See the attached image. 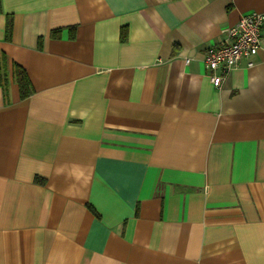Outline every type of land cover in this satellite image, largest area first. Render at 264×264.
Segmentation results:
<instances>
[{
	"label": "crops",
	"instance_id": "1",
	"mask_svg": "<svg viewBox=\"0 0 264 264\" xmlns=\"http://www.w3.org/2000/svg\"><path fill=\"white\" fill-rule=\"evenodd\" d=\"M251 12L0 0V264H264V23L220 88L204 62Z\"/></svg>",
	"mask_w": 264,
	"mask_h": 264
},
{
	"label": "built area",
	"instance_id": "2",
	"mask_svg": "<svg viewBox=\"0 0 264 264\" xmlns=\"http://www.w3.org/2000/svg\"><path fill=\"white\" fill-rule=\"evenodd\" d=\"M264 12L242 15L238 21L222 30L223 38L204 52V62L209 70L211 83L220 88L231 70L242 59L248 67L253 66V57L260 49L261 26Z\"/></svg>",
	"mask_w": 264,
	"mask_h": 264
},
{
	"label": "trees",
	"instance_id": "3",
	"mask_svg": "<svg viewBox=\"0 0 264 264\" xmlns=\"http://www.w3.org/2000/svg\"><path fill=\"white\" fill-rule=\"evenodd\" d=\"M4 57L5 56L3 54L0 56V78L5 76L4 73L6 71V59ZM13 72L14 78L20 90L21 97L27 96L30 93L31 84L25 70L18 64H15L13 67Z\"/></svg>",
	"mask_w": 264,
	"mask_h": 264
},
{
	"label": "rangeland",
	"instance_id": "4",
	"mask_svg": "<svg viewBox=\"0 0 264 264\" xmlns=\"http://www.w3.org/2000/svg\"><path fill=\"white\" fill-rule=\"evenodd\" d=\"M262 23H264V22H262Z\"/></svg>",
	"mask_w": 264,
	"mask_h": 264
}]
</instances>
